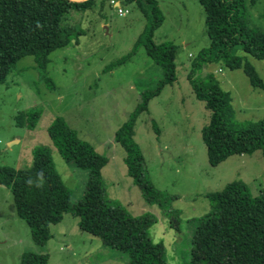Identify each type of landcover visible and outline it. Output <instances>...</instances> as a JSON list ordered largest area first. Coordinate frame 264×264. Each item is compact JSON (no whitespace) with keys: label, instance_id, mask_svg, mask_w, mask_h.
Instances as JSON below:
<instances>
[{"label":"rangeland","instance_id":"rangeland-1","mask_svg":"<svg viewBox=\"0 0 264 264\" xmlns=\"http://www.w3.org/2000/svg\"><path fill=\"white\" fill-rule=\"evenodd\" d=\"M164 17L153 42L173 43L175 81L152 98L148 112L139 114L134 142L145 164V178L172 200L163 206L148 204L127 175L125 152L114 140L117 130L141 103L142 92L154 89L163 71L140 47L130 61L106 71L128 54L147 21L135 5L120 17L108 0H94L88 11L71 12L64 25L78 33L76 40L49 55L47 84L34 58H21L0 85V167L23 169L32 163L33 150L45 146L53 168L69 190L72 205L86 191L88 163L93 155L108 160L101 171L105 198L133 217L150 215L147 249L161 264H191V223L210 211L206 197L234 181L246 185L252 197L264 192V157L232 156L217 167L207 162L202 130L210 113L188 81L197 55L210 40L205 12L196 0H156ZM248 26L264 32V0H237ZM234 55L245 57L242 52ZM264 83V62L246 57ZM228 59L205 65L192 74L200 80L213 74L229 92L234 123L258 122L264 117V90L251 87L242 69L230 70ZM39 115L33 129L17 126L20 115ZM27 122V118L24 120ZM156 124L159 134L153 130ZM91 157L89 158V156ZM174 210L179 213L176 223ZM44 246L32 241L30 229L15 210L8 185L0 184V264H128V256L104 247L99 239L78 227V219L64 214L49 227Z\"/></svg>","mask_w":264,"mask_h":264},{"label":"trees","instance_id":"trees-1","mask_svg":"<svg viewBox=\"0 0 264 264\" xmlns=\"http://www.w3.org/2000/svg\"><path fill=\"white\" fill-rule=\"evenodd\" d=\"M205 12V30L209 47L202 50L191 66L188 81L195 97L209 111V122L202 130L207 162L217 167L232 156L264 157V117L258 122L234 123L230 93L223 90L213 74L194 80L192 74L205 65L228 59L230 70L242 69L252 88L264 90V83L246 57L264 62V32L248 26L237 0H196ZM255 0H250L253 5ZM135 4L147 23L132 50L106 67V71L130 61L140 47L163 71V79L154 89L142 92L141 103L115 133L114 140L125 152L124 164L148 204L163 209L172 199L155 189L145 178L143 156L134 142V126L139 114L148 112V104L166 85L175 81V53L171 42L156 45L154 32L164 17L156 0H125ZM94 0L73 3L68 0H0V85L15 64L26 56L34 58L40 74L46 78L49 55L67 46L80 35L64 23L71 12L82 13ZM264 17V14H263ZM242 52L245 57L234 55ZM27 118V122L24 120ZM39 118L34 110L19 116L17 126L33 129ZM151 126L159 134L152 121ZM30 166L19 170L0 167V184L8 185L17 216L28 225L32 241L44 246L51 238L49 227L62 221L64 214L78 219V227L100 240L104 247L128 256V264H161L147 249L148 230L155 223L150 215L133 217L105 198L101 171L108 160L91 157L83 199L72 205L69 190L56 174L50 151L37 146ZM210 211L191 223L195 227L191 241V264H264V192L252 197L241 181L227 184L222 191L206 196ZM180 221L179 213L168 210ZM33 264L40 259L34 260Z\"/></svg>","mask_w":264,"mask_h":264},{"label":"built area","instance_id":"built-area-1","mask_svg":"<svg viewBox=\"0 0 264 264\" xmlns=\"http://www.w3.org/2000/svg\"><path fill=\"white\" fill-rule=\"evenodd\" d=\"M125 0H108L111 7H113L120 17H124L127 11L123 8Z\"/></svg>","mask_w":264,"mask_h":264},{"label":"water","instance_id":"water-1","mask_svg":"<svg viewBox=\"0 0 264 264\" xmlns=\"http://www.w3.org/2000/svg\"><path fill=\"white\" fill-rule=\"evenodd\" d=\"M70 2H73V3H82V2H86L88 0H68Z\"/></svg>","mask_w":264,"mask_h":264}]
</instances>
